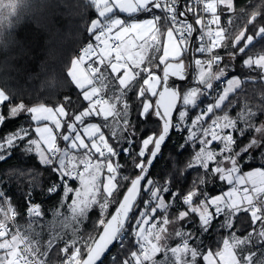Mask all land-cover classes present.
<instances>
[{
	"label": "snow or ice",
	"instance_id": "6c2138e0",
	"mask_svg": "<svg viewBox=\"0 0 264 264\" xmlns=\"http://www.w3.org/2000/svg\"><path fill=\"white\" fill-rule=\"evenodd\" d=\"M88 2L94 6L96 16L90 20L87 32L95 43H88L78 58L71 61L67 71V76L79 89L82 101L85 102L81 105V111L69 112L66 105L72 101L66 96L65 103L59 106L38 104L29 107L21 101L18 105L11 106L5 113L4 105L10 103L11 97L7 90L0 88V127L22 114L28 116L32 122L30 125H20L18 130L0 137V162L12 158L15 150L21 145L25 152L38 156L39 163L51 167L63 185L62 204H67L73 221L83 223L90 211L96 207H99L103 217L110 204L118 203L110 218L99 220L98 227L103 229L102 232L95 236L89 234L74 239L71 244H65L62 251L66 256L69 249H72L71 256H68L65 264H105V260L108 264L145 262L156 264L154 257L160 252H164L166 257L170 253L172 264H189V261L191 264H197L200 258L203 264H264V260L259 259L264 257V251L248 252L243 257L238 251L241 247H250L253 236H259L258 242L264 243V211L254 206L241 208L242 204L251 205L252 197L246 195L241 200L235 187L215 196L200 191V185L206 183L209 173L222 183L234 185L240 182L238 178L241 176L242 162H245L247 156L255 157L259 153L260 158L264 160V125L251 124L250 127L241 128L238 127L241 121L237 119L232 126L221 127L219 121L214 118L208 123V119L214 117L216 110L222 108L223 101L217 103L219 94L213 103L207 104L190 123L187 122L188 109L196 108L201 97L210 95L213 82L226 75V67L221 74L211 80L209 65L204 64L203 59L196 58L194 63L198 69L196 76L198 86L181 94L179 90L168 86V80L170 76L181 81L186 79L182 54L188 50L189 38L195 29L191 23L177 20L178 0H88ZM204 9L205 14L212 15L215 12L214 6L208 0H204ZM116 11L128 17L141 14L149 16L140 20H125L115 16ZM187 11L193 12V8L189 6ZM158 12L165 13L173 25L163 42V54L159 56V65H164L162 78L153 71L151 63L154 59L151 51L157 50V45L161 44L157 39L159 21L162 19L156 14ZM185 15V11H180V17ZM196 25L201 26L199 19ZM200 41L196 51L207 55L202 31ZM243 57L244 51L238 55L233 53L232 56L234 60H241ZM224 59L220 57L218 63L222 65ZM214 66L212 65L213 68ZM102 69H110L118 85V91L111 99L116 100L119 115L115 112L105 114L103 101L108 100L111 105V99L104 98L100 90L93 86L97 76L102 75ZM137 78H143L137 92V99L140 102L138 118L145 123L150 118H155L158 121V130H153L140 140L136 155L131 161L137 172L133 177L130 174H120L121 166L118 161L121 154L130 156L132 146L135 144L136 126L132 124L126 94L137 82ZM236 78L239 79L238 76ZM56 86L54 81L51 87ZM162 93L167 95L162 96ZM227 95L226 93L225 96ZM120 96H123L122 104ZM178 103L180 106L178 122L174 123V112L178 108ZM91 117L101 119L103 124L86 122V118ZM113 124L119 125V133L113 129ZM65 126L66 132L63 130ZM92 126L94 130L86 131ZM105 128L108 129V135L105 134ZM177 129L187 132L186 139L189 143L199 145V150L194 152L198 162L191 160L189 162L191 166L187 167L183 175L186 177L193 168H200L203 169L205 178L199 184L193 181L195 186L182 196L181 203L185 208L178 212L175 219H170L168 215L157 219L158 212L163 210L167 213L175 200L181 197L179 190H172L170 178L163 184L149 178L150 169L161 155L164 144L171 132ZM249 131L253 135L246 144L240 145L235 135L243 137ZM109 136L120 145L119 148L109 142ZM98 139L101 143L96 142ZM60 140L66 142V147L60 146ZM214 144H219L220 147L214 148ZM184 147H187V144ZM80 150H83L82 154ZM183 150L182 147L181 152ZM84 157H87V166L83 162ZM105 161L108 163L107 169L102 168L97 176L91 165L93 162L102 164ZM259 171L264 174V169L259 168ZM109 180L111 185L108 183ZM69 181H77L79 186L73 188ZM98 184L100 187H97ZM125 185L126 191L117 201V194ZM48 191L50 194L55 193L58 187H50ZM244 191L247 193V189ZM69 194H72L70 203ZM143 196L148 198L143 199ZM11 199V196L0 190L2 202L0 213H3V219H0V264H36L37 261L46 264L48 253L41 250L39 242L35 241L34 237L30 238L14 223L16 212L11 205ZM168 199L172 201L171 204L168 203ZM197 200L199 203H196ZM28 202L29 215L41 217L43 215L41 206L32 205L30 198ZM3 205L8 207L5 209ZM211 209H214V212ZM240 211L250 212L253 230L242 238L232 232L223 240L222 247L217 251L210 248L201 251L198 246L192 244L196 237L183 227L175 231V237L180 239V243L173 247L161 243L168 238V225L186 221L190 215L196 216L201 230L207 233L215 219L221 215L226 218L227 214L232 215V223H225L222 227L232 230L234 217ZM9 221L13 223L10 224ZM257 225L259 231L256 230ZM129 229L135 237L138 250L132 251L130 256L124 255L121 259L125 249V236ZM52 246L53 240L50 239L49 249ZM113 248L119 250L110 256Z\"/></svg>",
	"mask_w": 264,
	"mask_h": 264
},
{
	"label": "trees",
	"instance_id": "16d2710c",
	"mask_svg": "<svg viewBox=\"0 0 264 264\" xmlns=\"http://www.w3.org/2000/svg\"><path fill=\"white\" fill-rule=\"evenodd\" d=\"M11 1H14V5H7L6 9L0 10V88L7 90L11 97L10 103L4 105L3 111L7 113L11 106L18 105L21 101L29 107L38 104L55 107L65 103L66 96L70 97L72 101L71 104L66 105L68 111H81V105L85 104V102L82 101L79 89L75 87L70 77L67 76V71L80 47L93 39L88 34L87 27L90 24V20L96 16L93 10L94 6L90 5L88 0ZM1 3L5 6L6 2ZM233 10L242 11L244 14H240L234 23L228 26L227 20L231 14L226 9L221 8L218 11V26L231 29L230 31L233 34L237 28L241 30L247 27L244 21L249 19L250 16H254L252 25L254 30L252 31L253 33L244 32V42H246L248 37H252L249 45H238L232 48L231 41L233 38L231 35L226 36L225 33L226 38L220 41V46L216 50L219 54H227V56H224L225 59L228 58L229 53L236 52L238 55L244 51V57L241 60L237 59L231 62L236 68L231 76L239 75L243 83L227 98L221 109L226 107L224 110L228 112V115L232 118L237 117L236 119H239L238 113L244 111L245 117L238 124V127H250L251 124L259 126L264 121V73L256 68L245 66L244 60L250 53L264 52V30L261 33L259 32L260 29H264V0H233ZM246 11L250 12L251 15L247 17ZM145 16L147 14H141L137 17L143 18ZM238 21L243 23H238ZM163 23L166 25L164 21ZM195 47L196 44H194V51ZM162 68L159 66L157 72L161 73ZM54 81L57 85L56 88L51 87ZM135 83L126 94L127 101L131 104L129 111L132 124L136 126L135 144L132 146V154L130 156L121 154L118 161L121 171L133 177L137 172L131 161L132 157L136 155L140 140L153 130H158V121L155 118H150L147 123L138 118L140 102L135 94L138 83ZM220 83L222 86L223 80H220ZM206 102L208 103L206 97H203L197 107L190 109V112L196 113L197 110L202 109L203 104H206ZM249 111L253 112L250 116H248ZM126 112L127 110L125 109ZM176 112L177 110L174 114V123H177ZM91 120H98L103 123L99 118L91 117L87 119V121ZM31 123L30 118L22 114L14 121L0 127V137L11 131L18 130L20 125H30ZM63 130L67 131L66 126ZM32 135L34 136V133ZM252 135L253 133L249 131L243 137L236 134L235 138L240 145H244ZM110 139L112 144L116 145L113 144L115 147H120L112 138ZM59 144L61 147L66 145L62 140L59 141ZM186 144L187 147H184ZM182 147L184 150L181 152ZM21 149V147L17 148L12 158L0 162V186H2L0 190L11 196V205L17 215L16 223L24 229L25 226L23 225L28 224L30 221L25 217L29 198L31 201H41L43 204L42 211L46 217H49V210L55 211L58 209L62 191L48 196L51 183L58 180L57 175L52 171L51 167L40 164L36 155H25L20 152ZM194 151V146L186 139V131L178 134L177 131L173 130L162 148L161 155L150 169L149 178L156 180L160 184L170 178L172 190H179L182 197L186 193L185 189L195 186L193 181L199 184L200 181L204 180H199V176L203 174L200 168H193L186 177L183 175L187 167H190L186 159L189 155L190 157L193 156ZM263 162L264 160L260 158L259 153L255 157L247 156L245 162H242L243 166L241 169L247 171L261 167ZM219 185L221 184L207 181L204 185H200L201 192L216 193L219 191V188H217ZM126 187V185L123 186L117 194V201L120 200ZM29 189H31V192H29ZM147 198V196H143V199ZM143 199L140 201L141 208L143 207ZM198 202L199 200L196 201V203ZM116 205L117 203H114L110 207L106 218L110 216ZM173 206L169 209L170 213L177 214L180 210L176 211ZM158 216H162V212H158ZM188 218L193 220L194 222L192 223H196V226L199 225L195 215H190ZM222 225H224L222 219L213 221L207 233L198 234V236L200 235V241L198 245H195L201 251H206L209 248L213 251L219 250L228 233ZM100 230L101 227H98L97 231H94L92 235L95 236ZM252 230L250 212L240 211L234 217L233 229L229 231L235 232L238 237H244ZM86 231L88 230L85 228L84 231L81 230V235L84 236ZM195 237H197V233ZM253 240L258 245L257 247H264V243L258 242L259 239L254 238ZM166 241L167 245L175 244L171 235L168 236ZM194 241H192V244ZM124 244L125 249L121 259H123L124 255L130 256L132 251L138 249V245H136L132 235L125 238ZM62 246V242H59L48 251L46 264H59L60 261L62 263ZM118 250V248H113L109 255L116 254ZM105 264H108L107 260H105ZM197 264H203L202 258L198 259Z\"/></svg>",
	"mask_w": 264,
	"mask_h": 264
},
{
	"label": "rangeland",
	"instance_id": "374dc122",
	"mask_svg": "<svg viewBox=\"0 0 264 264\" xmlns=\"http://www.w3.org/2000/svg\"><path fill=\"white\" fill-rule=\"evenodd\" d=\"M4 1L6 2L5 3V6H3V4L1 3V2H4ZM11 4L14 5V1H11V0L10 1L9 0L0 1V10L6 9ZM210 4H212L214 6L215 11H216V9L218 10V8H217L218 7V4L216 3V1L211 0V3ZM217 13L218 12H214L215 15H213V14L212 15L215 18L216 22L218 23V14ZM230 14L231 15L229 16V18L227 20V25L228 26L229 25H232L234 23V21L236 20V18H238L240 16V14H244V12H242V11H234L233 10V11L230 12ZM245 14L247 15V17L249 15H251V13L248 12V11H246ZM216 15H217V18H216ZM254 18H255L254 16H250L249 19H246L244 22L247 24V27H244V29H241V30H239L237 28L236 31H234L233 34L230 31L231 29L225 28V27H221V26H218L217 25V28H218V39H216L213 42V46L214 47L217 46V49H218L219 46H220V41L223 40V39H225L226 36H228V35H231L232 38H233V40L231 41L232 42L231 43V47L232 48H235L238 45L239 46H243V45L244 46H247V45H249V43L252 41V37H248L246 39V42L247 43L244 42V38H245L244 32L246 33V32L249 31V33H251L254 30V28L252 27ZM239 22L240 23H243L242 21H238V23ZM263 30L264 29H260L259 32L261 33ZM225 33H226V36H225ZM256 54L257 53H250V54H248V56L246 57V62H245L246 65H248V63H254V62L258 61L257 60L258 58L259 59L264 58V56H259L256 59V56H254ZM258 54H260V53H258ZM262 54H264V52H262ZM151 55H152V57H154V59L151 61L153 71L156 73V75H158V76L161 77V73L160 72H157V68H158L157 65H159L158 50L152 51L151 52ZM232 56H233V53H229L228 58H226L224 60V62H223L222 65L218 63L217 67L214 68V72L213 73L210 70L211 80H212V78H216L217 75L221 74L224 71L225 67L227 69L226 75L220 79V80H223L224 82L222 84V91L218 95L217 103H219L221 100L224 103L227 100V98L238 87H240L241 84L243 83L242 82V79H241V77L239 75H232L231 76L232 72L236 70V68L234 67V65L231 64V62L234 60L232 58ZM75 59H76V57H75ZM182 59L185 62V64H187V60H186L187 58H186L185 51H184V54H182ZM159 66L160 67H163L164 65H159ZM248 66H250V65H248ZM197 74H198V69H197V66L194 64V74H193L192 78L190 79L189 83L188 84H182V86L179 87L181 94H183L184 92L188 91L189 89H191L193 87H197L198 86L197 83H196V76H197ZM237 76L239 77V79L236 78ZM101 77H103V73H102ZM211 80H209V83L211 82ZM100 81H101V78H100ZM137 83H138V85H137V87L135 89L136 90L135 91L136 97H137V92H138L141 84L143 83V78H137ZM98 85H97V87H98ZM101 85H102V83H101ZM93 86H95V85H93ZM100 93H102V91H100ZM226 93L228 94L227 96H225ZM202 98L203 97H201V99ZM119 99H120V103L122 104L123 103V96H120ZM200 100L198 101V103L200 102ZM108 104H109V102H108ZM103 105H104V107L106 109V112H105L106 115H108L110 113H113V112H115L116 115H119V112L117 111V108H116V105L115 104H111L112 106L108 108L107 107V104H106V101H103ZM203 105L204 106L202 108L203 109L206 108L207 102H206V104H203ZM130 107H131V104L129 102V108ZM125 109L127 110V108H125ZM125 109H124V111H125ZM190 109L192 110L193 108H189L188 109V119H187V122L188 123H190L191 119L194 118L197 115V113L201 110V109L200 110H197L196 113H191L190 112ZM224 109L217 110V117H210L208 119V123H210L211 118H214L215 120L219 121L221 127H224V126H232L234 124V122L237 120L236 119L237 117H234V118L230 117L228 115V112L226 110H224ZM179 110H180V106L178 107L177 112H176V116H177L176 122H178V113H179ZM252 113H251V111H249L248 116L252 115ZM238 114H239V120L242 121L244 119V117H245L244 111H241ZM238 114H237V116H238ZM95 118H97V117H95ZM87 119L88 118H86V122H94V123H98V124H103V123H101L98 120L87 121ZM225 122H227V123H225ZM259 125H264V121H262V123H260ZM112 127H113V129L115 128L116 131L119 133V125L113 124ZM92 130H94V126L90 127L86 131L91 132ZM106 130L108 132V129L105 128L104 129L105 134L108 135V133L106 132ZM186 137H187V132H186ZM110 138H111V136H109V142L112 143V140ZM96 142L97 143H101V141L99 139ZM192 145L194 146L195 151H198L199 150V145L198 144H192ZM20 147L22 148L21 151H20L21 153H23L25 155L26 154L27 155H31V154H29V153H27V152L24 151L23 145H21ZM213 147L214 148H219L220 145L219 144H214ZM80 152L82 154L83 150H80ZM36 157H37V159L39 161V157L38 156H36ZM191 160L193 162H198L197 158L194 156V153H193V156L190 157V155H189L187 157L186 162H187L188 165H190L189 162ZM83 162L86 164V166L88 165L87 157H84ZM91 167L94 169L95 174L97 176H99L100 170L102 168L103 169H107L108 163H107V161L103 162L102 164H96L95 162H93V164L91 165ZM200 171L203 172V169H200ZM105 174H106V170H105ZM120 174L123 175V174H128V173L122 172L121 169H120ZM113 175H115V173H113ZM249 176L250 177L252 176L253 182H254L253 183V186H252L254 190L251 187L252 191L257 192L258 195L262 194L263 191H264V174H261L260 171H259V169H256V170L252 171L251 173H249ZM213 177L214 176H212L209 173L207 175V177H206V182L207 181L211 182V180H212ZM204 178L205 177H204V172H203V174L199 176V180H202ZM239 181L240 182L237 183V184L228 185L229 188H227V184H224L225 187L221 190V193L229 190L231 187H235L236 189H239V188L245 186V181L244 180H243V182H242L241 179ZM69 183H70V186L73 187V188H76V187L79 186L77 181H69ZM108 183H109V185H111V181L110 180L108 181ZM97 187H100V185L98 184ZM190 189H185V192L189 191ZM63 191H64V189H62L61 201L59 202L60 204H59L58 209H56L55 211L49 210V214H50L49 217H46L45 214L43 213V211L41 210L43 215L41 217H36L35 219L30 220L28 222V224L23 225V226H25L24 229H23V227H20V225L18 224V226L20 227V229H22L23 232H26L27 235L30 238L34 237L35 241H38L39 242V245H40V248H41L42 251H45V252L48 253V251L50 250L49 247H48V241L50 239L53 240V246L55 244L59 243V242H62V244H63V246L61 247V260H62V263L60 261L59 264H63L64 258H66L67 256H71V252H72V249L71 248L69 249V251L67 253V256L66 255H65V257L63 256L62 249L65 247V244H71L74 239H78L80 237H85V236H87L89 234L92 235L94 231H97L98 224H99V220L101 218H106L110 207L114 204V203L110 204L109 208L103 214V217L101 216L99 207H96V208H94V209H92L90 211L89 215L86 217V219L84 220L83 223H79L77 221H73L72 220L71 214L68 212V209H67V204H62V201L64 200ZM200 191H201V187H200ZM204 191H205V189H204ZM93 195H95V193H93ZM254 195H255V193H254ZM71 198H72V194H69L68 203L71 202ZM260 198H264V197H260ZM168 203L171 204L172 201L170 199H168ZM169 209H171V207ZM211 210L214 212V209H211ZM160 212H162V216L163 215H168L170 219H175L176 216H177V214H178V213L177 214L176 213L175 214H172V213H170V210H168L167 213H164L163 210H161ZM162 216H158L157 219H160ZM0 217H1V219H3V213H0ZM221 219L223 220V224H225V223L230 224V222H232V215L231 214H227V217L226 218L222 215ZM192 222H194V221L193 220H186V221H183V222L172 223V224L168 225V234L167 235L168 236L171 235L172 240L175 241V244H173V243L172 244H169L168 245L169 247H173L176 244H178V243L181 242L179 238L175 237V231L180 230L182 227L185 228V229H187V230H190L193 233L194 236H196V234L194 233V231L195 230H198L197 231V237H196L193 245H195V244L198 245L199 244L200 235L198 236V234L202 233L203 231L201 230L200 225H197L196 226V223H192ZM84 228L87 229L88 231H86V234L84 233L85 235L82 236L80 231L81 230L84 231ZM130 235H132L131 234V229L128 230V234L125 236V238H127L128 236L130 237ZM57 237L59 239H56ZM134 239H135V237H134ZM253 239L254 238H252V243H251V246L250 247H241L240 249H238L241 257H243L244 255H246L248 252L264 251V247L263 248L257 247L258 245H256L254 243V240ZM255 239H257V238H255ZM161 243H166L167 244V241H162ZM137 250H135V251H137ZM259 259L260 260H264V257H261ZM154 260L156 261V264H172V260H171L170 253L168 254L167 257L165 256V253L164 252H162V254L161 253H157L155 255V257H154ZM145 264H148V263L145 262ZM189 264H191V261H189Z\"/></svg>",
	"mask_w": 264,
	"mask_h": 264
},
{
	"label": "built area",
	"instance_id": "2783aa9c",
	"mask_svg": "<svg viewBox=\"0 0 264 264\" xmlns=\"http://www.w3.org/2000/svg\"><path fill=\"white\" fill-rule=\"evenodd\" d=\"M178 3H179V7L177 8V20L178 21L183 20V21L191 23L190 19H192V21H194L195 25H196V21L198 19L201 21V26L196 25V27H197V35L195 37V44H196L195 51H194L195 59L196 58L203 59L204 64L209 65V68H210L211 72L213 73L214 72V68L217 67V65H218V58L227 56V54H219V53H217V51H216L217 50V46L216 47L213 46V42L216 39H218V28H217L218 23L216 22V20L213 17V15H209V14H205L204 13L205 12L204 0H178ZM189 6H191L193 8V12H188L187 11V8ZM196 10H197V12H196ZM180 11H185L186 15L184 17H180L179 16ZM161 15H162V18H163L164 22L166 23L168 29L170 27H172L173 26L172 22H171V20L167 19L166 14L161 12ZM172 30L174 31L175 28H173ZM201 31L203 32L204 47H205V52L207 53V55L200 54V53H198L196 51V49L199 47V45L201 43V41H200ZM176 35L178 36L179 34L177 33ZM90 42L93 43V44L95 43L94 39H92V40H89L84 45H82L80 47V49L78 50L77 54H76V58H78V56L81 54L82 49L84 47H86L87 44L90 43ZM212 65H215L214 68L212 67ZM100 78H101V75H98L96 80L94 81V85L95 86H97L99 84ZM214 79L215 78H212V80H214ZM221 89H222V86H221L220 80L214 81L213 82V89L211 90L210 95L209 96H205L207 101H208L207 104L214 102V99L221 92ZM101 95L105 98V95L103 93H101ZM214 117H217V110L214 113ZM175 131H177L178 134L182 133V131L179 130V129H177ZM53 186H57L58 187V191H56L55 193H57L59 191H62V189H64L63 185L60 183L59 180H57L56 182H52L50 187H53ZM248 190H250V189H248ZM241 191H243V189ZM55 193H51L50 194L48 192V196L52 195V194H55ZM181 199H182V197H179V198H177L175 200V203H174L173 207H174V209L176 211L181 210L182 207H183V204L181 203ZM252 200H253V203L251 205H247V207L251 208V207L254 206V207L260 208L262 211H264V198H260V197H257V196L253 195L252 196ZM31 204L32 205L39 204L41 206V210L43 208V204H42L41 201H31ZM3 206L5 207V209L8 207V205H3ZM29 207H30V204L28 203V206H27V208L25 210V217H26L27 220H33L36 217L34 215H29V213H28V208ZM16 216H15L14 223L17 225ZM221 217H222V215L219 218H217V219H221ZM217 219H215V220H217ZM9 223L11 224V223H13V221H9ZM197 231L198 230H195L194 233L196 234ZM160 253L162 254V252H160ZM63 256L65 257V253L64 252H63ZM67 258H68V256L66 258H64L63 264H65V261L67 260ZM36 264H40V262L37 261Z\"/></svg>",
	"mask_w": 264,
	"mask_h": 264
},
{
	"label": "crops",
	"instance_id": "0c3cea01",
	"mask_svg": "<svg viewBox=\"0 0 264 264\" xmlns=\"http://www.w3.org/2000/svg\"><path fill=\"white\" fill-rule=\"evenodd\" d=\"M213 1H216V3L218 4V10L216 9V11L215 12H218L219 11V9H221V8H224V9H226L227 10V12H231V11H233V0H213ZM208 2L209 3H211V0H208ZM220 2V3H219ZM157 15H159V16H161L162 17V15H161V12H158V13H156ZM218 14V13H217ZM115 16H118V17H121V18H123V19H125V20H131V19H138V20H140V19H145V18H148V16H149V14H147V16H145V17H143V18H138L137 16H135V17H128V16H126L125 14H123V13H120V12H118V11H116L115 12V14H114ZM213 15H215V14H213ZM216 18H217V15H216ZM163 18L159 21V31L157 32V39L158 40H160L161 41V44L159 45H157V47H158V49L157 50H159V53H158V57L160 56V55H162L163 54V50H162V45H163V42L166 40V38H167V33H168V27L163 23ZM152 52V51H151ZM183 54H184V52H183ZM254 56H256V59L259 57V56H264V54H262V53H260V54H256V55H254ZM157 57V58H158ZM258 61H256V62H254V63H248V65H250V66H248V65H246V59L244 60V65L245 66H247V67H251V68H256V69H258L259 71H261L262 73H264V58H261V59H257ZM102 73H103V77H101V81H100V83H99V85H98V87L97 86H95V87H97L100 91H102V93L105 95V98H110L111 99V96H113V94L114 93H116L117 92V90H118V85L116 84V82H115V80H114V77L112 76V74L110 73V69L109 70H103L102 69ZM71 79V78H70ZM224 82V81H223ZM101 83H102V85H101ZM239 88V87H238ZM237 88V89H238ZM221 91H222V89H221ZM106 101V104H107V107L109 108V107H111L112 105H109L108 104V100H105ZM111 104H115L116 105V100L115 99H111ZM203 109V108H202ZM34 133V132H33ZM34 135H35V133H34ZM65 144H66V142H65ZM65 147H66V145H65ZM70 152H71V150H70ZM264 169V162H263V165L261 166V167H257V168H254V169H250V170H247V171H244V170H242L241 169V172H240V177L238 178L239 180L241 179L242 180V182H243V180L245 181V186H243V187H241V188H239V189H236L237 191H239L238 193H239V198L241 199V200H243V198L246 196V195H248V196H250V197H252L253 195H254V193H255V195L254 196H258V197H264V191H263V193L262 194H260V195H258L257 194V192H255V191H252V189H253V178H252V176L250 177L249 176V173H251L252 171H254V170H256V169ZM211 181H213V182H216V184L218 183H220L221 185H219V187L217 186V188H219L218 190V192H216V193H213V194H208L209 196H214V195H217V194H220L221 193V190L224 188V184H227V183H222V182H220L219 180H218V178H216V177H213L212 178V180ZM237 187V186H236ZM251 187H252V189H251ZM227 188H229V186H228V184H227ZM238 188V187H237ZM243 189V191H241ZM245 189H247V193H245ZM248 189H250V190H248ZM254 190V189H253ZM249 191V192H248ZM254 192V193H253ZM245 206H247L246 204H242L241 205V208L242 207H245ZM185 208V206L183 205V207H182V209H184ZM0 219H1V217H0ZM187 220H191L190 218H188ZM232 222H230V224H231ZM226 230H227V236L225 237V238H227V237H229L231 234H232V232H230L229 231V229H227L226 228ZM256 230L257 231H259V225H257L256 226ZM224 238V239H225ZM252 238H257V239H260V237L259 236H253ZM223 244V243H222ZM221 247H222V245H221ZM146 263H150V262H146Z\"/></svg>",
	"mask_w": 264,
	"mask_h": 264
},
{
	"label": "water",
	"instance_id": "95a60500",
	"mask_svg": "<svg viewBox=\"0 0 264 264\" xmlns=\"http://www.w3.org/2000/svg\"><path fill=\"white\" fill-rule=\"evenodd\" d=\"M190 21H191V23H192V25H193V27H194V29H195V31H194V33H193V35H192V37L191 38H189V42H188V50H186L185 51V53H186V60H187V64H185L186 66H185V75H186V79L185 80H183V81H181V80H179L178 78H176V77H169V80H168V86L169 87H172V88H175V89H177V90H179V92H180V89H179V86L181 85V84H188L189 83V81H190V79L192 78V76H193V74H194V44H195V37H196V35H197V27H196V25H195V23H194V21H192V19H190ZM170 62H173V61H170ZM185 63V62H184ZM163 68H164V66H163ZM163 68H162V72H161V78L163 77ZM164 95H167V93H162V96H164ZM179 104V103H178ZM176 111V110H175ZM174 114H175V112H174ZM165 145V144H164ZM164 147V146H163ZM153 167V166H152ZM125 191H126V189H125ZM124 191V192H125ZM124 194V193H123ZM123 194H122V196H123ZM122 196H121V198H122ZM120 198V199H121ZM116 207H118V203H117V205L115 206V208H114V210L112 211V213L110 214V216L108 217V218H110L111 217V215L112 214H114V212H115V210H116ZM102 228H101V230H100V232H102Z\"/></svg>",
	"mask_w": 264,
	"mask_h": 264
}]
</instances>
